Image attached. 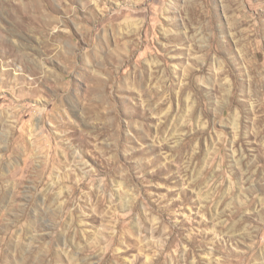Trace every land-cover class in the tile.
<instances>
[{"label": "rangeland", "instance_id": "obj_1", "mask_svg": "<svg viewBox=\"0 0 264 264\" xmlns=\"http://www.w3.org/2000/svg\"><path fill=\"white\" fill-rule=\"evenodd\" d=\"M0 264H264V0H0Z\"/></svg>", "mask_w": 264, "mask_h": 264}]
</instances>
